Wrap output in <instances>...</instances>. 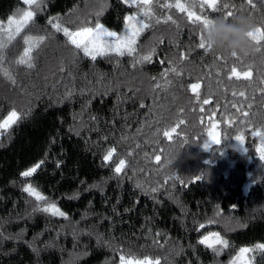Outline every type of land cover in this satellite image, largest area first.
Returning a JSON list of instances; mask_svg holds the SVG:
<instances>
[{
  "label": "trees",
  "instance_id": "16d2710c",
  "mask_svg": "<svg viewBox=\"0 0 264 264\" xmlns=\"http://www.w3.org/2000/svg\"><path fill=\"white\" fill-rule=\"evenodd\" d=\"M175 2L152 0L148 17L132 0H43L11 42L0 32V121L21 114L0 130V264H231L242 246L252 249L250 264H264L256 248L264 244V50L253 41L248 56L200 49L202 24L161 6ZM224 2L227 9L203 14L264 23V0ZM27 7L0 0V23ZM128 15L151 25L136 52L95 59L49 23L120 30ZM169 15L176 23L165 22ZM25 36L46 37L33 48V68L17 63ZM233 67L252 77L230 76ZM29 184L46 200L25 192ZM46 203L65 215L42 211ZM211 231L227 247L200 243Z\"/></svg>",
  "mask_w": 264,
  "mask_h": 264
},
{
  "label": "snow or ice",
  "instance_id": "6c2138e0",
  "mask_svg": "<svg viewBox=\"0 0 264 264\" xmlns=\"http://www.w3.org/2000/svg\"><path fill=\"white\" fill-rule=\"evenodd\" d=\"M24 4L28 7L23 9L19 16L9 15L7 18V25L0 23V32H7L8 33V40L11 42L13 39H15L16 35H19L22 31V29L26 28L30 22L33 21L34 17V11L32 10L35 8L36 10H40V5L43 3V0H23ZM125 2H129V0H125ZM137 6L140 8L143 15L151 17L153 15L152 12V0H132ZM197 3V0H189L188 3H181V0H176L175 4L171 3H165L161 5L164 8H173L175 7L178 9L181 13H186L187 20L191 22L194 25L197 24H207L209 17L205 16L203 12L205 10H212L213 12L220 10L221 8L227 9L229 7V4L227 2H224V0H198L200 13H198L195 10V5ZM247 3L255 7L253 4V0H247ZM234 13L232 11H227L224 18L228 20L230 17H232ZM53 19L56 18H50L49 23L52 24V27L57 31H62L64 36L67 38L68 42L75 46L77 49H82L84 54L86 56H91L92 59H95L97 56H103L108 53H115L117 55H132L136 52V40L137 37L140 35V33L150 27L151 25L148 23H145L143 19L136 20L135 15L133 16H126L125 23L127 26V31L122 35H117V33L112 32L104 28L102 24L99 22L95 23V27H80L76 31H71L68 27H63L59 22L53 23ZM136 21L134 24L133 21ZM171 21L173 23H176L175 20H173L172 16L166 17V21ZM157 23H160L159 19L156 21ZM112 37L111 40H102L101 37ZM249 38L257 45L255 48V51L259 52L261 50H264V23H262L260 26L255 27V31L248 33ZM45 36H39V37H24V43L26 47L24 48L23 53L21 56L17 59V63L19 64H26L28 68H33L35 65L32 62L33 57L31 55L34 47H39V44L42 43L45 40ZM32 39H35L37 41L36 44H30V41ZM200 49L204 51H209L206 49L205 42L203 40V33H200V42L197 45ZM4 47V45L0 44V48ZM233 57H236L235 54H231ZM151 55H146L141 58V60L135 61V63H140L141 61H149L151 59ZM181 58H184V54H181ZM174 71V69H173ZM5 76L8 77V79L11 80L12 83H15V79L11 76L10 73L5 72ZM230 76H234L237 79L243 77L244 79H250L252 77L251 71H237L236 67H233L231 69ZM261 83H264V81H261ZM192 92L196 93L197 90L200 88L199 83L191 84L189 85ZM262 94H264V89H261ZM236 94V93H234ZM240 96H244L245 93L243 91L238 93ZM205 104L210 103L209 100H204ZM245 115H249L246 113ZM21 118V114L18 113L16 110H12L9 112L8 116L5 117L2 121H0V130H7L12 125L17 123V121ZM181 123H183L181 121ZM3 132L0 131V135H2ZM165 136L168 135L167 132L164 133ZM209 135L212 136V139L219 143V139L212 133H209ZM237 140H240L241 137L237 136ZM207 147V145H205ZM114 149L109 150L108 154L105 155L104 160L107 161L112 156ZM264 159V156L261 157ZM159 159V157H157ZM125 164V161L123 159L120 160V162L117 164L115 168L116 173H120L123 166ZM34 166L33 168H30L24 172L21 173V176L29 177L31 176L38 167ZM199 179V177H198ZM24 191L29 193L30 196L34 197L36 201H45L46 198L37 190V188L33 187L32 185H26L24 188ZM45 212H50L53 215H59L64 216L65 213H63L54 203H46L44 207L41 209ZM215 236V239L212 242H209V238L207 236L201 238L200 243L206 244L208 247L214 248V245H223L227 247L228 242L226 240H223L219 237L218 234H213ZM256 248L264 249V244H258L256 245ZM252 251V249L247 247H242L239 249V253L235 258H233V261L231 264H240L241 260L245 257V254ZM121 264H132L131 261L125 262V258L121 257ZM136 264H151V262L146 257L144 261H137ZM155 264H159V261H156ZM243 264H248V261L246 259L243 260Z\"/></svg>",
  "mask_w": 264,
  "mask_h": 264
},
{
  "label": "clouds",
  "instance_id": "9594fccd",
  "mask_svg": "<svg viewBox=\"0 0 264 264\" xmlns=\"http://www.w3.org/2000/svg\"><path fill=\"white\" fill-rule=\"evenodd\" d=\"M200 31L209 51L248 56L253 50L248 33L255 31V26L246 17L234 16L231 20L212 17L206 25H201Z\"/></svg>",
  "mask_w": 264,
  "mask_h": 264
},
{
  "label": "rangeland",
  "instance_id": "374dc122",
  "mask_svg": "<svg viewBox=\"0 0 264 264\" xmlns=\"http://www.w3.org/2000/svg\"><path fill=\"white\" fill-rule=\"evenodd\" d=\"M19 14L17 15V17L19 16ZM128 16H133V15H128ZM135 17H136V20H140V18L138 16L135 15ZM133 23L135 24L136 21L134 20ZM91 27L94 28L95 26H91ZM104 28H106V27L104 26ZM106 29L109 30V31H112V32L117 33V35H122V34H124L128 30L127 29V26H126V23H125V26L122 29H120V30H112V29H108V28H106ZM76 30H78V29H76ZM76 30H74V31H76ZM101 39L102 40H111L113 38L112 37L105 36V37H101ZM259 135H261L260 138H259V152H260V154L262 156H264V132L259 133ZM213 234H218V233L215 232V231H211V232L207 233L206 235H204L203 237L207 236L209 238V242H212L215 239V236H213ZM242 247L249 248L248 246H242ZM238 253H239V251L237 252V254ZM237 254L234 256V258L237 256ZM244 259H246L248 261V264H250V255H249V253L245 254V257L241 260L240 264H243V260ZM148 260L151 262V264H154L155 263V260H151L149 258H148ZM127 261H131L132 264H136L137 261H144V259L125 258V262H127ZM117 264H121V259L117 262Z\"/></svg>",
  "mask_w": 264,
  "mask_h": 264
}]
</instances>
